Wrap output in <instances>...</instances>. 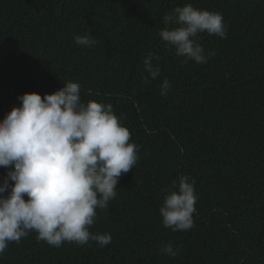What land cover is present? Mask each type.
Returning a JSON list of instances; mask_svg holds the SVG:
<instances>
[{
    "label": "trees",
    "instance_id": "trees-1",
    "mask_svg": "<svg viewBox=\"0 0 264 264\" xmlns=\"http://www.w3.org/2000/svg\"><path fill=\"white\" fill-rule=\"evenodd\" d=\"M186 3L226 25L223 39L197 35L216 53L206 64L182 63L160 37L163 16ZM89 33L94 46L75 43ZM149 52L161 57L156 79ZM69 81L83 102L112 104L139 146L90 228L112 241L54 247L33 231L0 264H264V0H0V119L23 93ZM182 175L196 181L194 227L173 231L160 208ZM169 242L175 256L160 251Z\"/></svg>",
    "mask_w": 264,
    "mask_h": 264
},
{
    "label": "clouds",
    "instance_id": "clouds-1",
    "mask_svg": "<svg viewBox=\"0 0 264 264\" xmlns=\"http://www.w3.org/2000/svg\"><path fill=\"white\" fill-rule=\"evenodd\" d=\"M162 19L165 26L160 37L184 58L182 63L206 64L216 54L205 53L196 39L199 33L226 37L222 14L192 3L175 7ZM74 39L84 47L96 43L90 33ZM160 59L149 52L143 60L151 79L160 75ZM170 88L165 79L161 95ZM18 100L20 104L0 119V167L9 169L0 183V256L10 242L19 243L33 231L38 240L54 247L65 241L110 244V233H93L90 228L97 210L108 209L116 197L120 177L138 162L139 146L130 129L121 123L112 104L83 102L79 82L69 81L43 96L38 91L25 92ZM195 183L182 175L178 186L168 192L160 208L165 227L173 231L194 227ZM160 251L176 255L171 242Z\"/></svg>",
    "mask_w": 264,
    "mask_h": 264
}]
</instances>
